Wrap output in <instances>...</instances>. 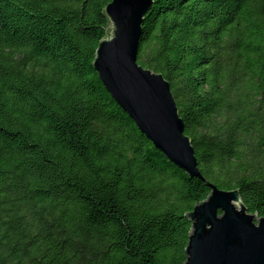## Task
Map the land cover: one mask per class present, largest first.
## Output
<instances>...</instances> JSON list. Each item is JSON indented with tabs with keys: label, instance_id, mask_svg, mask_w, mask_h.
I'll return each instance as SVG.
<instances>
[{
	"label": "trees",
	"instance_id": "1",
	"mask_svg": "<svg viewBox=\"0 0 264 264\" xmlns=\"http://www.w3.org/2000/svg\"><path fill=\"white\" fill-rule=\"evenodd\" d=\"M112 0H0V264H184L210 189L92 62ZM137 63L169 83L198 170L264 217V0H153Z\"/></svg>",
	"mask_w": 264,
	"mask_h": 264
},
{
	"label": "water",
	"instance_id": "2",
	"mask_svg": "<svg viewBox=\"0 0 264 264\" xmlns=\"http://www.w3.org/2000/svg\"><path fill=\"white\" fill-rule=\"evenodd\" d=\"M152 4L112 0L105 6L108 25L95 50L93 70L153 147L210 189L207 198L185 214L191 232L184 264H264V217L247 213L237 189L221 190L201 175L169 83L137 63L141 24Z\"/></svg>",
	"mask_w": 264,
	"mask_h": 264
},
{
	"label": "bare ground",
	"instance_id": "3",
	"mask_svg": "<svg viewBox=\"0 0 264 264\" xmlns=\"http://www.w3.org/2000/svg\"><path fill=\"white\" fill-rule=\"evenodd\" d=\"M123 111V110H122Z\"/></svg>",
	"mask_w": 264,
	"mask_h": 264
}]
</instances>
